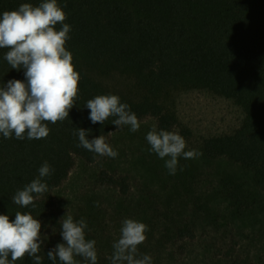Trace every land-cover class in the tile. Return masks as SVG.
<instances>
[{
  "label": "trees",
  "instance_id": "1",
  "mask_svg": "<svg viewBox=\"0 0 264 264\" xmlns=\"http://www.w3.org/2000/svg\"><path fill=\"white\" fill-rule=\"evenodd\" d=\"M29 2L41 0H0V14ZM71 25L66 47L80 73L79 95L64 121L48 124L43 139L4 138L0 134V214L30 212L42 227L51 223L57 230L45 233L38 255L41 264H62L49 260L46 252L63 242L61 221L54 213L55 190L69 178L77 158L93 164L103 156L79 146L78 127L91 129L89 139L103 135L110 142L119 127L109 118L104 124L88 119L89 99L115 94L139 121L154 118L158 130L178 132L195 146L202 164L221 162L251 175V184L232 185L222 175L208 178L206 172L195 180L192 190L173 192L170 209L159 215L166 243L204 239L209 227L221 244L204 246L214 260L231 264H257L246 254L235 227L237 219L263 207L264 212V0H58ZM57 27H60L59 25ZM0 49V84L25 79L24 69L11 68ZM201 92L231 103L239 113L238 124L225 131L195 132L179 114V100L188 93ZM197 133V134H196ZM47 162L52 172L42 178L48 191L33 205L21 207L12 201L39 175ZM127 176L102 172L103 186L132 194ZM147 207V205H145ZM237 218V219H236ZM209 221L200 228V221ZM212 227V228H213ZM206 230V231H205ZM86 239H94L97 264H111L100 252L99 237L85 229ZM180 246V245H179ZM182 247V246H181ZM185 251V248H181ZM11 257L9 256V260ZM78 264H87L76 257ZM15 264H35L25 256Z\"/></svg>",
  "mask_w": 264,
  "mask_h": 264
},
{
  "label": "clouds",
  "instance_id": "2",
  "mask_svg": "<svg viewBox=\"0 0 264 264\" xmlns=\"http://www.w3.org/2000/svg\"><path fill=\"white\" fill-rule=\"evenodd\" d=\"M66 16L58 0H41L38 5L25 2L0 14V49H7L4 59L13 69L23 68L25 76L23 80L14 78L6 85L0 84V134L4 138L13 134L17 139L46 138L50 133L48 124L64 121L76 106L80 73L75 69L72 52L66 47L71 31V25L65 23ZM85 107L90 110L88 119L92 124H104L111 117L116 127L128 125L132 132L140 128L137 115L118 95H96ZM90 131L78 127L75 134L79 146L100 156L118 155L105 136L89 139ZM146 140L159 158L168 157L165 167L173 175L179 157L194 159L201 155L195 149L186 151V140L178 132L157 130L154 126ZM51 172L45 161L38 177L17 190L12 201L21 207L34 206L35 199L48 191L42 178ZM60 221L63 242L46 252L49 260L55 262L58 258L62 264H78L76 257H82L87 264H97L96 241L86 239V220H74L71 214H65ZM41 228V221L30 212L17 211L14 219L0 214V264H15L25 256L41 264L38 255L43 244ZM147 230V224L125 219L118 239L112 244L111 264H152V257L138 250L146 240Z\"/></svg>",
  "mask_w": 264,
  "mask_h": 264
},
{
  "label": "rangeland",
  "instance_id": "3",
  "mask_svg": "<svg viewBox=\"0 0 264 264\" xmlns=\"http://www.w3.org/2000/svg\"><path fill=\"white\" fill-rule=\"evenodd\" d=\"M178 108L182 122L195 132L229 130L239 120V113L231 103L201 92L183 95ZM139 122L140 128L136 132L130 131L128 125L120 126L112 132L109 144L118 152L116 157L103 156L93 164L77 158L68 180L54 192V213L59 219L65 214H71L74 220L84 218L88 227L99 237L100 252L109 258L113 252L112 244L120 235L122 222L132 218L148 225L146 240L138 246V250L141 254L150 255L152 264H231L214 260L211 254L204 251V246L218 247L221 244L213 235V226L205 230L212 235L204 239L172 245L166 243L168 237L163 238L164 232L157 220L159 215H165L175 207L174 204L170 207V200L178 188L181 192H198L197 188L192 190L194 187L190 186L203 172H206L208 178L220 174L236 187L240 185L239 181L251 184V175L229 168L223 162L204 166L199 156L194 159L179 157L175 174H170L165 167L168 157L159 158L150 150L151 146L146 140L147 133L154 126L158 130L157 121L147 118ZM192 149L196 150L195 146L186 143L185 150ZM102 172L127 176L132 194L125 197L120 188L103 186L100 181ZM208 222L200 221V228L206 227ZM234 222L243 250L255 258L257 264H264L263 207ZM46 224V228H41L42 240L47 238L45 233L52 230V237L57 235L52 224ZM181 246L186 250L183 251Z\"/></svg>",
  "mask_w": 264,
  "mask_h": 264
}]
</instances>
